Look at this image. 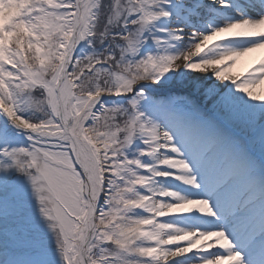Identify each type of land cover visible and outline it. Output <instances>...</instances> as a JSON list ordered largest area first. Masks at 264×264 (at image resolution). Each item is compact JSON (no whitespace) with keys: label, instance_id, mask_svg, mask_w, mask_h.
<instances>
[{"label":"bare ground","instance_id":"1","mask_svg":"<svg viewBox=\"0 0 264 264\" xmlns=\"http://www.w3.org/2000/svg\"><path fill=\"white\" fill-rule=\"evenodd\" d=\"M2 1L37 19V13L42 9L31 8L35 1L65 10L69 7L64 3L70 0ZM72 1L70 19L60 17V20L70 22V38L63 46V62L53 80L46 85L54 106L51 119L42 127L30 126L17 110L19 102L10 88L16 84L9 76L3 77L10 87H3L0 91V114L6 122L5 129L11 126L20 131L51 133L69 141L67 147L74 155V164L85 173L84 191L89 197L82 212L76 211L74 216L71 215L72 230L79 229L81 224L79 240L82 253L79 261L86 264L90 260L87 252L89 244L95 238L99 220L103 216L105 227H100L99 238L106 248L115 247L121 251L122 258L117 257L118 264H262L264 215L260 217L259 211L253 213L252 202L257 206L264 204V2L257 0L255 6L249 8L241 6L242 15L233 18L232 23L227 20L216 22L217 18L214 20L209 15V12H217L215 0H185L188 7L183 11L174 7L178 0H125L129 9L125 10L124 18L132 19V29L143 31L135 36L138 45L131 47L128 54L140 65L134 71L117 64L116 69L131 73V76L128 75V79L118 77L105 89L113 90L114 95L135 89L134 94L140 99H125L137 107L136 112L135 108H131L134 110L131 121L135 129L127 147L118 151V157L123 161L116 163V157L109 154L107 147H95L93 151L92 145L84 140L86 131L81 129V125L92 122L99 115L106 102L114 98L113 95L93 93L86 100H71L72 88L67 70L71 57L83 50L89 9L94 7L91 1ZM2 7L0 4V20L7 16L1 12ZM169 8L173 14L171 18H166L162 13ZM51 17L57 18L58 15L53 13ZM211 22L213 24L206 25ZM231 25L241 27L234 29V34L217 37L218 41L192 54L205 35ZM250 50L257 52L242 58L235 71L237 59L231 54ZM11 56L17 58L15 52ZM0 58L4 62L3 68L10 71L15 69L1 53ZM215 60L220 63H210ZM177 64H181L179 70L175 67ZM144 66H147L146 69L142 68ZM213 69L215 79L207 75ZM209 88L215 89V96L208 94ZM173 93L190 95L194 99L193 105L199 109L200 117L208 118L203 123L209 132L224 143L226 158L238 161L240 166H247V171H240L231 180L227 195L236 196L239 206L236 214L226 221L218 218L213 209L215 198L212 202L207 199L208 189L203 188L207 168L197 162L191 141L181 139L178 119L165 120V128L161 130L159 144L168 149L157 154L147 153L146 148L151 143V117L154 114L164 115L163 110H154L152 104L172 100ZM9 98L15 100L14 106L8 105ZM179 111L193 119L190 113ZM13 120L23 121L28 127H16ZM211 122L215 124L213 127ZM165 132L173 136L172 141L165 136ZM19 137L28 142L25 136ZM173 141L181 144L178 151L170 145ZM0 144L8 147L10 137L0 136ZM14 153L16 150L3 151L0 148V184L4 189L0 191V197L7 207L2 223L9 242V234L23 219L29 218L31 223L41 220L39 201L32 182L18 184L17 188V182L13 180L15 176L10 172L8 157ZM56 162L60 164L62 160L56 159ZM39 166V163H35L34 169ZM155 173L157 175L152 176ZM183 178L188 179L185 181ZM119 179L128 192L118 202L124 207L114 209V202L109 200L108 210L105 211L110 184L113 187V183ZM240 180L244 182L241 181L242 186H237ZM180 183H184L185 189L180 190L182 194L177 196L172 191ZM149 205L153 211L146 208H150ZM105 218L110 220L106 223ZM52 223L56 224V219ZM152 229L155 240L148 237ZM196 229L200 231L192 236ZM51 231L55 236L56 228ZM36 232L37 235L50 234L48 230ZM74 237L77 236L72 234L66 239L64 251L67 253L75 249ZM197 242L199 247L192 249ZM173 252L180 254L173 256ZM73 260L69 258L68 264H75Z\"/></svg>","mask_w":264,"mask_h":264},{"label":"rangeland","instance_id":"2","mask_svg":"<svg viewBox=\"0 0 264 264\" xmlns=\"http://www.w3.org/2000/svg\"><path fill=\"white\" fill-rule=\"evenodd\" d=\"M0 1L3 5L1 12L7 14L0 20V45L3 46L0 48V53L15 67L12 71L3 68L4 62L0 58V91L3 87H10L3 77L12 78L16 86L10 88L16 93L15 99L19 102L18 112L31 127H42L51 119L54 111L46 85L53 80L61 66L63 46L70 38L68 34L70 22L66 23L60 20V17L70 19L72 14L70 7L74 1L64 3L69 7L65 10L51 8L45 2L35 1L31 8L42 9L37 13L39 16L37 19L14 8L13 5ZM85 1H91L90 4L93 3L94 7L89 9V23L87 30L84 31L83 50L78 54L70 72L72 97L76 101L86 100L93 93L113 95L114 98L106 102L99 115L92 122L81 125V129L86 131L84 140L92 145L93 151L95 147H107L110 150L109 154L116 157V163H120L123 158L118 157V151L127 147L135 129L131 121L134 110L131 108H135V112L137 110V107H133L125 99L137 101L140 98L135 96V89L116 96L113 90H106L105 87L115 82L118 77L128 79V75L131 76V73L127 74L116 69L117 64L124 69L134 71L139 67L140 64L128 54L131 47L138 45L135 43V36L141 35L143 31L139 28L132 29L131 27H134L131 23L132 19L124 18L125 10L129 9L125 0H84L83 3ZM53 13L58 17L52 18ZM13 52L17 54L16 59L11 56ZM146 67L142 68L146 69ZM173 98H175L174 107L190 113L194 120L203 121L190 95L173 93ZM7 103L14 106L15 100L9 98ZM70 109L72 110V106ZM155 116L156 114L152 115L151 121ZM5 123L0 114V131L5 129ZM8 129L13 132V135L9 136L10 144L8 147L0 144V148L3 151L16 150V153L8 157V161L17 188H19L18 184L31 181L29 174L38 177L37 186L42 188L41 194L46 197L45 203L50 214L59 217L56 219L55 236L51 234L52 228L48 227L53 220L48 221L40 214L41 220L32 223L36 230L50 232L47 235H38L40 241L55 260V264H68L69 258H74L75 264H82L79 261L82 253L79 240L81 224L79 229L72 230L71 215L74 216L76 211L82 212L89 197L84 191V173L74 164L71 149L64 140L54 139L47 134L33 133L29 130L20 131L11 126H8ZM19 135L25 136L28 142L22 141ZM56 159H61L62 163L57 164ZM17 161L24 164L25 172L16 170ZM35 163L40 165L36 169H34ZM118 175L121 178L119 173ZM110 186L111 190L108 191L104 210H108L109 200L114 202L112 208H123L124 205L118 202L128 193L125 184L119 179L113 183V187L111 184ZM14 188L16 189L15 186ZM103 219L104 217L101 216L99 230L101 226L105 227ZM109 220L110 218H105L106 223ZM99 230L95 238L90 241L87 251L90 260L86 261V264H118L117 257L122 255L121 251L115 247L106 248L99 238ZM72 234L77 236L74 237L75 249L67 253L64 251L65 242Z\"/></svg>","mask_w":264,"mask_h":264},{"label":"snow or ice","instance_id":"3","mask_svg":"<svg viewBox=\"0 0 264 264\" xmlns=\"http://www.w3.org/2000/svg\"><path fill=\"white\" fill-rule=\"evenodd\" d=\"M262 2H264V0H262ZM174 7L178 11H183L186 7H188V5L185 3V0H178ZM172 14L171 8L162 13V15L166 18H171ZM239 27H241V25H231L229 27L221 28L213 32L211 35H205L202 43L195 46V52L192 54L194 55L200 52L203 48L210 46L213 42L218 41L219 39H216L217 37H223L224 34H234L233 30ZM256 52V50H250L245 53H232L231 55L237 59L234 70L236 71L238 62L242 58ZM260 57H258V59H260ZM210 63L218 64L220 61L215 60ZM207 91L210 96L216 95L215 89L209 88ZM174 103L175 98L169 101L154 102L152 107L154 110H163L177 117L179 122L186 128L197 162L207 168V172L205 174V181L208 184L209 192L207 199L209 202H212L213 198L216 199L213 209L216 211L218 218H222L226 221L228 218L236 214L239 206V199L236 196H228L227 192L231 180L240 172V164L234 159L226 158L222 149L221 140L216 135L210 133L207 126L203 122L198 120L194 121L189 115L177 111L172 106ZM217 103L220 104L221 102L217 101ZM11 115L12 113L9 112V116ZM13 124L16 127H28L26 123L20 120H13ZM11 135H13L11 129H4L3 131H0V136L9 137ZM165 136L168 137V139L173 138L169 132H165ZM16 170L25 172L24 164L17 161ZM29 175L35 190L36 198L41 205L39 208L41 216L48 221L58 219L59 217H53L50 214V210L46 206V197L41 194L42 188L37 186L38 177L31 176V174ZM0 191H3L2 184H0ZM6 212V203L4 199L0 197V264H55V260L51 258L48 250L40 241L35 226L31 223L29 218L23 219L22 222L16 226L15 230L9 234V242L6 238L2 223ZM48 227L56 228L57 225L49 223ZM181 239H187V237H181ZM198 247L199 242L192 245V249H196ZM188 250L189 249H184V251ZM231 251L235 252L236 250L231 249ZM179 254V252L172 253L173 256H177ZM232 258L235 259L237 257ZM217 264H219V262H217ZM262 264H264V262H262Z\"/></svg>","mask_w":264,"mask_h":264},{"label":"clouds","instance_id":"4","mask_svg":"<svg viewBox=\"0 0 264 264\" xmlns=\"http://www.w3.org/2000/svg\"><path fill=\"white\" fill-rule=\"evenodd\" d=\"M175 67L177 68V70H179V69L181 68V64H177ZM214 72H215L214 69H213V70H210V71L207 73V75H208L210 78L215 79ZM199 231H200L199 229H196V230H194V231L191 233V235H192V236H196L197 233H198ZM205 231H208V229H205ZM178 239H181V237H178ZM209 243H210V242H209ZM189 247H191V245H189Z\"/></svg>","mask_w":264,"mask_h":264},{"label":"water","instance_id":"5","mask_svg":"<svg viewBox=\"0 0 264 264\" xmlns=\"http://www.w3.org/2000/svg\"><path fill=\"white\" fill-rule=\"evenodd\" d=\"M74 59V58H73ZM73 59H72V61L71 62H73Z\"/></svg>","mask_w":264,"mask_h":264}]
</instances>
